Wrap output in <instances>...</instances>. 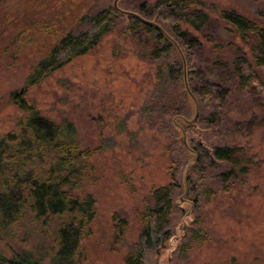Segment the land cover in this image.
Segmentation results:
<instances>
[{
	"label": "trees",
	"instance_id": "16d2710c",
	"mask_svg": "<svg viewBox=\"0 0 264 264\" xmlns=\"http://www.w3.org/2000/svg\"><path fill=\"white\" fill-rule=\"evenodd\" d=\"M32 1L19 0L28 12L18 11L15 16L8 6L16 0H0V10L22 21L26 31L34 24L29 18ZM46 1L55 9L56 19L69 23L49 56L35 66L21 91L11 96L24 117L15 132L0 135L1 225L32 221L38 228L51 231L55 255L49 264L79 261L81 244L91 236L97 213L91 197L82 199L77 195L89 180L86 171L91 152L81 147L73 124L43 117L25 97L31 87L60 69L62 63L86 55L106 35L116 33L131 39L139 57L156 66L155 86L140 115L166 140L169 175V183L153 188L137 212L140 231L124 264H161V253L185 216L179 198L200 209L218 193H229L244 185L257 167L248 146L238 138L251 134L241 118L249 111L254 114L252 110L264 112V11L247 17L218 8L220 39H212L213 34L207 33L212 18L203 0H145L137 5L121 0L122 10L156 21L166 34L121 14L112 1ZM85 1L90 9L101 6L95 16L97 29L91 34L81 26L87 16L73 15V5L80 7ZM12 18L6 19L5 25ZM225 50L233 56L225 57ZM64 52H69L66 60L58 62ZM186 83L199 104L194 124L182 120H190L194 114ZM112 220L113 244L123 245L128 222L119 214ZM201 223L197 216L191 225L184 226L180 258L194 244L209 242L210 236ZM0 264L44 262L29 252L14 253L9 258L0 252Z\"/></svg>",
	"mask_w": 264,
	"mask_h": 264
},
{
	"label": "rangeland",
	"instance_id": "374dc122",
	"mask_svg": "<svg viewBox=\"0 0 264 264\" xmlns=\"http://www.w3.org/2000/svg\"><path fill=\"white\" fill-rule=\"evenodd\" d=\"M129 1L137 5L145 0ZM203 1L212 18L207 30L213 34L212 39H220L218 8L247 17L264 11V0ZM32 2L29 18L34 24L26 31L22 21L0 10V135L18 129L24 115L11 96L21 91L35 66L49 56L58 35L69 23L56 19L55 9L46 0ZM82 4L73 5V15L87 16L81 26L91 34L97 29L95 16L101 6L90 9L89 2ZM9 7L13 16L27 11L19 0ZM9 18L12 19L5 25ZM68 54H61L58 62L66 60ZM223 55L233 56L226 50ZM155 73L156 66L139 57L131 39L110 33L95 49L62 63L60 69L27 92L26 100L43 117L73 124L81 147L91 152L86 171L89 180L77 195L82 199L91 197L97 213L91 236L81 244L77 264H124L140 231L137 212L153 188L169 183L166 140L140 115L153 92ZM252 111L255 113L249 111L241 118L251 134L238 139L255 157L256 169L244 185L229 193H218L200 209L196 210L191 201L185 203L184 226L199 216L210 240L194 244L180 258L178 249L185 232L178 227L161 253V264H264V112ZM251 115L256 116V121ZM115 214L128 222L125 241L118 246L113 244ZM50 235V230L44 231L29 220L6 227L0 222V252L8 258L14 253L29 252L49 264L55 255Z\"/></svg>",
	"mask_w": 264,
	"mask_h": 264
},
{
	"label": "water",
	"instance_id": "95a60500",
	"mask_svg": "<svg viewBox=\"0 0 264 264\" xmlns=\"http://www.w3.org/2000/svg\"><path fill=\"white\" fill-rule=\"evenodd\" d=\"M120 2H121V0H114V1H113V6H114V8H115L118 12H120L121 14H123V15H125V16H133V17H135V18L141 20V21H142L143 23H145L146 25L152 26V27H154V28L160 30V31L163 32L164 34H166V33L164 32L163 28H162V27H161L156 21L146 19V18L142 17L141 15H139L138 13H135V12H132V11L122 10V9L120 8V6H119V5H120ZM167 37H168V35H167ZM170 39H171V38H170ZM171 40H172V39H171ZM172 41H173V40H172ZM186 90H187V92H188V94H189V96H190V98H191V100H192V104H193V106H194V114H193V116H192V118H191L190 120H186V119H182V120H183L184 123H186V124H194V123L196 122L198 116H199V111H200V110H199V104H198L196 98L194 97V95H193L191 89L189 88L188 83H186ZM177 119H178V118L175 119V121H174L175 123L177 122ZM180 119H181V118H180ZM176 124H178V123H176ZM187 167H188V166H187ZM185 203H191V202H190V201H187L184 197H180V198H179V201H178V204L183 208ZM193 205H194V204H193ZM185 218H186V216H184V218H183L181 224L179 225V228H178V229L183 230V228H184V223H185ZM174 237H175V236H174ZM174 237H173V238H174ZM173 238H172V239H173ZM172 239H171V240H172ZM171 240H170V241H171Z\"/></svg>",
	"mask_w": 264,
	"mask_h": 264
}]
</instances>
